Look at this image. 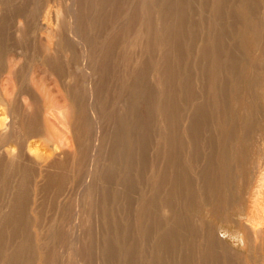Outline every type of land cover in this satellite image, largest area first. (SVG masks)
Wrapping results in <instances>:
<instances>
[{"label":"rangeland","instance_id":"374dc122","mask_svg":"<svg viewBox=\"0 0 264 264\" xmlns=\"http://www.w3.org/2000/svg\"><path fill=\"white\" fill-rule=\"evenodd\" d=\"M249 2L254 4V0H16V7L26 3L39 6L41 15L37 13L35 19L48 15L50 22L58 24L59 30L62 28L60 31L75 44L73 54H62L64 82L71 84L72 75L78 79L90 121L86 125L89 133L82 155L83 167L77 175L70 170L62 192L37 194L35 185H30L28 215L32 221L36 213L41 216L40 226L32 227L31 234L36 236L51 229L52 236L58 235L43 245L48 264H157L158 260L178 264L173 254L156 252L154 235L159 231L151 229L154 219L165 214L164 202L169 197L174 198L172 208L180 216L196 221L197 229L205 233L203 236H207V227L214 228L230 253L264 264L263 252L247 253L238 227L224 221L221 212L193 194L196 173L205 167L193 155L194 150L204 156L212 153L218 169L224 118L234 116L230 126L239 134L241 121L236 117L243 118L252 107H256V142L245 148L246 158L249 164L259 161L255 145L264 140V43L259 50L254 29L244 28L254 18L253 7H249L252 17L245 12L244 6ZM18 21L16 14V26ZM16 40L19 41L18 37ZM16 51L25 52L21 44L16 45ZM30 57L21 60L28 75L37 69ZM237 65L249 69L248 76H254L255 86L251 89L244 84L236 87L233 69ZM54 79L47 75L49 85L56 88L52 85ZM187 80L189 85H185ZM175 101L177 114L172 107ZM157 104L167 106L168 112H160ZM204 105L209 118L199 117L194 125L190 118L195 108ZM52 121H56L57 136L64 135L63 126L56 119ZM190 123L191 129L195 128L191 135ZM32 144L47 153L53 152L52 144L44 140ZM229 147L242 150L236 142ZM173 153L175 160L179 158L182 167L188 168L193 192L186 190L185 184L172 192V184L166 182L172 177L168 160ZM113 155L119 163L113 178L106 182L103 179L111 174ZM92 157L98 162L95 159L91 166ZM126 164L131 167L132 178L128 195L121 185ZM90 169L96 170L95 179L88 176ZM235 176L241 177L236 173ZM236 197L243 209H249L245 194L236 192ZM7 203L2 198L0 210L5 212ZM144 208L149 217L146 230L154 234L145 241L137 225ZM239 214L231 213L235 221L243 222L244 216ZM16 228L4 229L0 264L1 260L27 252L19 253L25 239L15 233ZM37 249L34 246V255L26 259L23 255L20 262L35 264ZM129 253L133 261L128 260ZM46 260L43 264H47Z\"/></svg>","mask_w":264,"mask_h":264},{"label":"bare ground","instance_id":"6f19581e","mask_svg":"<svg viewBox=\"0 0 264 264\" xmlns=\"http://www.w3.org/2000/svg\"><path fill=\"white\" fill-rule=\"evenodd\" d=\"M26 4L16 7V0H0V201L2 198H6L8 201L5 205L6 211L4 212L3 208L0 210V242L7 226L17 227L15 233L19 232L25 239V244L19 253L23 250L27 251L21 255L12 256L13 258H8V260H1L2 264H22L20 261L23 260V255H25V259L34 255V252H31L34 246L38 248L34 263L43 264L46 260L42 253L43 245L50 239L52 240V237L55 240V236L58 237V235L52 236L51 229H47L45 233H37L36 236L31 234L32 227L37 229L40 226L39 217L41 216L36 213V218L32 221L28 215L30 185H35L33 189L37 194H45L49 191L62 192L68 181L70 170L76 172L75 175H77L83 167L82 155L85 139L89 133L88 126L86 127L90 122L86 116V98L80 89L78 79L72 75L71 84L64 82L66 71L62 54L63 51L72 53L75 44L63 31H60L62 28L59 30L58 24L50 22L48 15L35 19L34 15L40 14L39 6ZM244 7L247 16L250 17L252 16L249 7L254 8L253 21L251 24L245 23L244 28L254 29L256 46L261 50L262 43H264V16H262L264 11L261 13L264 10V0H254L253 5L249 2ZM16 14L19 20L17 26ZM16 37L20 42L16 40ZM17 44H21L25 50L22 52L23 54L16 51ZM30 55L31 60L37 64V69L33 68L35 73L28 75L24 66H21V60H25V57ZM74 57L72 56V61ZM248 70H244L238 65L233 69L236 87L244 84L249 90L255 86L254 76H248ZM37 72L38 75H36ZM47 75L56 78L55 82L52 81V85L56 88L49 85ZM185 85H189L188 80L185 81ZM157 107L160 112L163 110L168 112L167 106L161 107L157 104ZM172 107L177 114V101ZM207 111L205 105L195 108L190 118L194 120V125H197L199 117L208 120ZM255 114L256 107L255 109L252 107L246 111L243 118L236 117L241 121L239 134L230 126L234 121V116L224 118L222 140L219 141L221 154L218 169L212 153L209 152L204 156L203 152L200 154L199 151L194 150L193 155L201 159L205 166L201 172L196 173L198 179L196 186L193 187L194 192L190 187L188 168L182 167L183 163L179 158L175 160L174 153L168 160V168L172 172V177L165 179L169 185L172 184V192L184 184L187 185L186 190L189 192L191 190L194 195L196 193L202 202L221 212L224 221L232 222L238 227L241 231V241L246 246L249 255L264 253V140H261L259 145H255V153L259 160L257 164L256 162L249 164L246 158L247 147L254 146L256 142L253 138L257 124L254 121ZM54 119L63 126L64 135L57 136L56 121L55 123L52 121ZM174 121H176V115H174ZM191 128H193L192 123H190ZM194 129L190 130V135ZM43 140L52 144V153L37 149L32 144L34 141L38 143ZM232 142H236L237 146L240 145L242 150L229 147ZM115 156L113 155L114 160L110 165L111 174L104 179L101 178L106 182L110 181L113 178V173L116 172L115 168L118 166L119 158ZM128 156L126 155V158ZM95 159L97 160L92 157L91 166L95 164L93 163ZM239 168L241 173L238 171ZM130 171L131 167L126 164V173L122 174L123 183L121 184L125 195H128L132 186ZM95 172V169H90L88 176L95 179L97 177ZM235 173L240 174L241 177L236 179ZM236 180L239 181L236 183ZM235 191L246 195L251 205L249 209H243ZM217 195L220 197H216ZM173 199L169 197L164 202L165 214L163 216L165 218L158 216L151 226V229L159 231L158 235L151 234L149 231L148 234L146 230L149 217L147 218L148 214L145 212V208L143 211L145 213L141 214L143 216L137 223L144 241L151 235L155 236L156 252H165L169 256L173 254L179 260L178 264H257L249 258L240 259L225 249L220 235L214 228L207 227V236H203L205 233L197 229L196 221H193L191 217L180 216L176 212L177 210L172 208ZM101 209H103L104 215L108 216L106 209L103 207ZM232 211L243 215L244 221H235L231 215ZM201 229L205 231V228ZM203 241L204 244H202ZM1 254L0 248V257ZM130 255L132 254L129 253L128 257L126 256L128 260L133 258L130 259ZM46 262L48 264V260ZM135 262L126 261L125 264ZM150 264L152 263L150 262ZM157 264H168V261L158 260Z\"/></svg>","mask_w":264,"mask_h":264}]
</instances>
